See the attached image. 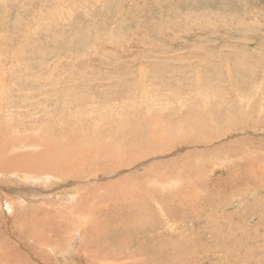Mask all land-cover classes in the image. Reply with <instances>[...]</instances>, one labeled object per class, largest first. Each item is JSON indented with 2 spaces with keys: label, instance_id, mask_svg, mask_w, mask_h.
Returning a JSON list of instances; mask_svg holds the SVG:
<instances>
[{
  "label": "rangeland",
  "instance_id": "obj_1",
  "mask_svg": "<svg viewBox=\"0 0 264 264\" xmlns=\"http://www.w3.org/2000/svg\"><path fill=\"white\" fill-rule=\"evenodd\" d=\"M4 129L0 264H264V0H0Z\"/></svg>",
  "mask_w": 264,
  "mask_h": 264
},
{
  "label": "bare ground",
  "instance_id": "obj_2",
  "mask_svg": "<svg viewBox=\"0 0 264 264\" xmlns=\"http://www.w3.org/2000/svg\"><path fill=\"white\" fill-rule=\"evenodd\" d=\"M5 132H6V129H4V131H3V133L1 134V136H0V176H2V177H5V178H7V174H8V178L12 175V173H3L4 171H6V168L8 167V162L10 161L11 163H13V164H15V165H18V166H22V163H24L23 162V160L19 157V156H21V155H18V156H15V157H9V151H10V153L12 154V153H20L21 152V149L23 148L22 146H20L19 144H15V146H13V147H10L8 144H10L11 142H7V140H5L6 138H5ZM56 145V144H55ZM12 146V145H11ZM59 147V146H58ZM60 148V147H59ZM57 149V152H60V156H58V166L56 167V170L58 171V168H60V167H62V166H64V165H69L68 164V160H69V158H71L70 156H72V155H69L68 156V154L67 153H65V150L63 151L61 148L60 149ZM80 148V147H79ZM78 148V149H79ZM76 149V148H75ZM83 149V148H82ZM56 150V148L54 149V151ZM84 150H86V149H84ZM88 150H90V149H88ZM87 151V150H86ZM43 152V151H42ZM44 152H46V151H44ZM68 152V151H67ZM87 153V152H86ZM20 154H23V153H20ZM39 154H41L40 152H39ZM70 154V153H69ZM85 154V153H84ZM88 154V153H87ZM89 155H90V151H89ZM24 156L26 157V161L28 162L26 165H29V164H31L32 163V159H33V156L30 154V155H23V158H24ZM80 156V155H79ZM73 157V156H72ZM78 157V156H77ZM76 157V158H77ZM83 157V156H82ZM120 156H115V155H111L110 156V160L107 162V165H108V163H111L112 164V162H113V166L114 167H117V168H121V167H129V166H131V165H127L126 164V160L128 159V157H125V156H123V157H120ZM45 158H46V156H45ZM44 158V159H45ZM100 158V157H99ZM48 159V158H47ZM79 159H80V157H79ZM86 159H87V157H86ZM76 160V159H75ZM84 160V159H83ZM82 160V162H84ZM61 161H62V163H61ZM80 161H81V159H80ZM79 162V161H78ZM52 163H55V162H53V159H52ZM71 163V162H70ZM80 163V162H79ZM87 163V162H86ZM25 164V163H24ZM77 164V163H76ZM76 164H74V165H76ZM73 165V166H74ZM77 165H80V164H77ZM54 166V165H53ZM60 166V167H59ZM100 166V165H99ZM111 166V165H110ZM77 167V166H76ZM67 168H69L68 166L66 167V169ZM70 168H72V167H70ZM79 168V167H78ZM40 169H41V167H40ZM128 169V168H127ZM80 170H83L84 171V169H80ZM124 170V169H123ZM54 171H55V169H54ZM58 173H59V171H58ZM58 173H56V174H58ZM51 174H52V172H51ZM55 174V173H54ZM55 174V175H56ZM88 174V173H87ZM44 175H46V174H44ZM59 175H61V174H59ZM47 176V175H46ZM49 176H52V175H49ZM48 176V177H49ZM54 176V175H53ZM47 177V178H48ZM60 178H61V176H60ZM10 179V178H9ZM82 184H84V183H82ZM9 185V184H8ZM27 189V188H26ZM18 190V189H17ZM19 191V190H18ZM24 191V190H23ZM14 192V191H13ZM4 199V198H3ZM81 215V214H80ZM77 231V230H76ZM66 238V237H65ZM107 238V237H106ZM98 259V258H97ZM81 260V259H80ZM107 263V262H106Z\"/></svg>",
  "mask_w": 264,
  "mask_h": 264
}]
</instances>
